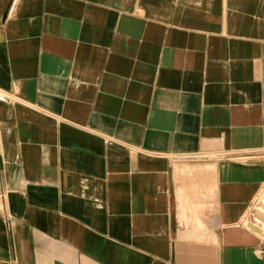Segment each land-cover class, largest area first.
I'll return each mask as SVG.
<instances>
[{
  "label": "crops",
  "instance_id": "1",
  "mask_svg": "<svg viewBox=\"0 0 264 264\" xmlns=\"http://www.w3.org/2000/svg\"><path fill=\"white\" fill-rule=\"evenodd\" d=\"M264 0H0V264H264Z\"/></svg>",
  "mask_w": 264,
  "mask_h": 264
},
{
  "label": "rangeland",
  "instance_id": "2",
  "mask_svg": "<svg viewBox=\"0 0 264 264\" xmlns=\"http://www.w3.org/2000/svg\"><path fill=\"white\" fill-rule=\"evenodd\" d=\"M262 213L264 214V208H261L260 210L257 211V215L255 217L256 219L255 223H256V229L264 239V223H263Z\"/></svg>",
  "mask_w": 264,
  "mask_h": 264
},
{
  "label": "built area",
  "instance_id": "3",
  "mask_svg": "<svg viewBox=\"0 0 264 264\" xmlns=\"http://www.w3.org/2000/svg\"><path fill=\"white\" fill-rule=\"evenodd\" d=\"M255 206H256L255 207L256 213L261 208H264V187H263V190H262L260 196L258 197V200H257ZM262 217H263V223H264V214L263 213H262Z\"/></svg>",
  "mask_w": 264,
  "mask_h": 264
}]
</instances>
